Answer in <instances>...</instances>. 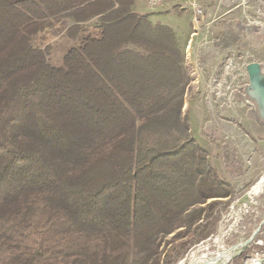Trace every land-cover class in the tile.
Returning <instances> with one entry per match:
<instances>
[{
  "label": "trees",
  "instance_id": "1",
  "mask_svg": "<svg viewBox=\"0 0 264 264\" xmlns=\"http://www.w3.org/2000/svg\"><path fill=\"white\" fill-rule=\"evenodd\" d=\"M88 1L0 0V264H174L182 252L160 257L151 236L180 228L172 241L198 242L233 196L192 138L142 146L150 122L171 129L158 113L187 80L171 27L133 0H92L100 37L61 67L33 44L44 20ZM220 25L227 49L237 36Z\"/></svg>",
  "mask_w": 264,
  "mask_h": 264
},
{
  "label": "rangeland",
  "instance_id": "2",
  "mask_svg": "<svg viewBox=\"0 0 264 264\" xmlns=\"http://www.w3.org/2000/svg\"><path fill=\"white\" fill-rule=\"evenodd\" d=\"M139 1L144 6L148 2ZM158 6L152 5L151 10ZM176 9L179 10L169 15L151 14V18L154 22L159 18L166 24L174 23L176 31H173L181 47L187 80L181 96L163 105L158 113L159 116L169 112L171 129L162 123L150 122L139 134L142 146L151 150L169 149L184 137L192 138L206 150L211 166L232 185L234 193L230 198H221L213 210L209 226L215 225L216 231L206 238L183 247L182 239L172 241L178 228L169 234L151 236L150 240L159 244L160 257L168 254L173 259L182 252L174 264H189L197 255H215L253 235L246 249L229 260V264H243L244 259L253 257L255 252L264 255V124L255 120L252 105L244 96L248 82L246 64L251 61L264 63V0H230L228 3L221 0L207 18L210 25L205 37L212 42L214 50H221V53L215 56L210 52L203 58L198 43L194 45L197 55L192 56L195 17L190 11L178 6ZM50 17L53 18L44 20L47 27L57 22L58 16ZM96 24L100 27V21L94 23V27L99 28ZM220 24H226L237 36L236 43L227 49L216 46L223 30ZM50 30L53 32L54 29ZM45 32L42 29L35 33L32 42L46 51L47 61L52 66L61 67L62 51H55L54 40H49L52 36ZM98 33L101 34V28L94 31V34ZM81 38L86 41L90 36ZM202 47L206 49L204 45ZM203 205L205 203L191 205L187 212ZM243 253H246L244 257L241 256Z\"/></svg>",
  "mask_w": 264,
  "mask_h": 264
},
{
  "label": "crops",
  "instance_id": "3",
  "mask_svg": "<svg viewBox=\"0 0 264 264\" xmlns=\"http://www.w3.org/2000/svg\"><path fill=\"white\" fill-rule=\"evenodd\" d=\"M9 1H16V0H9ZM91 3L87 8L85 9H80L82 8L83 4L76 6L72 9L66 10L64 12H61L57 14L58 18L55 19L54 24L52 26H46L44 28L45 34L51 35L52 38H49V40H54L55 43V51H62V58L64 57L65 53L71 49V48H77L81 47L86 41H82V36H90V37H98V35L94 34L95 30H99V25L96 24L99 28L94 27V23L99 22V17L100 14L97 13L99 11L98 6L94 5L92 0L88 1ZM144 3V2H143ZM176 1L170 0L163 5H160L156 8H153L154 10H151V7L145 4L142 5V2L139 0H133V3L131 5L132 11L138 13V14H145L148 16V18L153 22V23H158V24H165L171 27L174 31L175 25H169L164 22H162L159 18L155 20V22L151 18V14H172L176 13L179 9H176V6H178L180 9H183L179 6V4H175ZM100 5V4H99ZM146 10V11H144ZM151 10V11H149ZM186 10V9H185ZM157 11V12H156ZM188 11V10H186ZM53 18V17H50ZM50 29H54L53 32H51ZM72 31H77V33H72ZM194 33H196V30H194ZM100 36V35H99ZM75 38H80V39H75ZM200 39V36H197L194 38L195 42ZM192 45V43L190 42ZM193 46V45H192ZM197 47H192V56L195 57L197 55L196 49ZM202 52L204 53L203 57H208L209 55L207 53H210L211 51L209 50H204V48H201ZM195 50V51H194ZM215 56L220 55V52H211ZM217 53V54H216ZM201 58V57H200ZM201 58V59H202ZM206 60V58H204ZM208 62V60H207ZM213 62V61H211Z\"/></svg>",
  "mask_w": 264,
  "mask_h": 264
},
{
  "label": "built area",
  "instance_id": "4",
  "mask_svg": "<svg viewBox=\"0 0 264 264\" xmlns=\"http://www.w3.org/2000/svg\"><path fill=\"white\" fill-rule=\"evenodd\" d=\"M168 1L170 0H148L147 4L151 6L163 5ZM174 1H176V4H179L181 8L190 11L192 16H195L196 33H193V47L198 43V47L203 48L202 45H204L206 47V50H209L211 52H216L213 48L212 42L207 41L205 37L208 33V28L210 25V21H208L207 18L213 12L214 8H218V6L221 3V0H174ZM203 27L205 28V31L202 30ZM197 36H200V39L195 42L194 38ZM263 257L264 255L260 254L259 252H255L253 253V257L247 256L244 259L243 264H246L247 260L250 258H259L261 259L262 264H264Z\"/></svg>",
  "mask_w": 264,
  "mask_h": 264
},
{
  "label": "water",
  "instance_id": "5",
  "mask_svg": "<svg viewBox=\"0 0 264 264\" xmlns=\"http://www.w3.org/2000/svg\"><path fill=\"white\" fill-rule=\"evenodd\" d=\"M230 0H223L228 3ZM248 82L244 87V96L249 104L252 105V112L259 124H264V63L260 61L248 62L245 66ZM247 197V195L245 196ZM252 236L243 242L244 248L238 253H232L230 260L236 255L241 254L252 241ZM237 244L231 246L235 248Z\"/></svg>",
  "mask_w": 264,
  "mask_h": 264
},
{
  "label": "bare ground",
  "instance_id": "6",
  "mask_svg": "<svg viewBox=\"0 0 264 264\" xmlns=\"http://www.w3.org/2000/svg\"><path fill=\"white\" fill-rule=\"evenodd\" d=\"M262 182L264 185V177L262 179ZM248 197H249V194H248ZM242 244L243 242L237 243L236 247L233 249L231 247L224 248L221 252L215 255H211V256L197 255L194 258H192L189 264H229V260H230L232 253H238L240 250L244 248ZM247 264H262V262H261V259L259 258H250L248 259Z\"/></svg>",
  "mask_w": 264,
  "mask_h": 264
}]
</instances>
